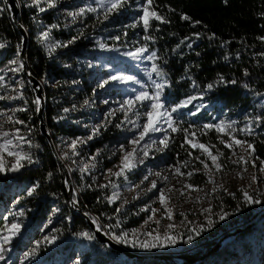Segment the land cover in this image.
<instances>
[{"label": "trees", "instance_id": "trees-1", "mask_svg": "<svg viewBox=\"0 0 264 264\" xmlns=\"http://www.w3.org/2000/svg\"><path fill=\"white\" fill-rule=\"evenodd\" d=\"M137 1L143 6L147 3V0H127L123 6ZM18 3V21L26 29L23 57L27 70L43 82L42 115L55 145L62 138H74L84 133V129L75 122L79 117H84L81 116L83 110L76 108L64 112V109L75 97L77 102L83 98H93L99 89H93L90 81L95 75H101L99 69L102 73L110 72L120 61L109 48H93L94 40L90 35L96 28L89 25L84 27L80 22L66 23L64 15L58 13L55 6L43 1L34 3L32 0H18ZM59 3L65 5L66 1L60 0ZM41 8L44 11H40ZM148 10L155 11L166 22L150 19L146 32L142 20L134 26L127 24L130 12H123L120 8L113 13L110 23H122L126 29L125 36L137 31L140 42L147 45V53L157 54L158 58L153 63L166 73L167 84L161 99L169 111L187 97H197L186 108L172 113L174 126L178 130L174 133L175 141L168 147L171 149L167 148L169 151L163 156L173 158L179 155L185 142L186 133L183 129L198 134L203 142H215L218 132L215 128L204 129L203 126L223 122L237 124L233 134L251 143L254 151L248 149L250 155L264 161V39H261L264 38V0H152ZM182 15L189 19H181ZM89 17L84 18L85 22ZM43 33H48L47 37H43ZM145 35L152 39L144 41ZM118 37L116 43H121L122 34L119 33ZM20 40L21 36L11 21L5 1L0 0V43L4 44L0 48V74L3 77L8 75L10 62L15 54L17 56L18 46L20 50ZM56 44L67 47H55L49 54V46ZM85 59L102 62V66L91 64ZM245 71L248 75L244 74ZM20 74L24 76L22 72ZM138 74L139 77L143 76ZM153 75L162 82L155 73ZM220 76L224 77L225 83L218 82ZM232 80L236 82L231 83ZM208 84H213L211 90L206 89ZM3 87V82H0V92ZM20 99L25 104L23 107L19 105L8 129L9 133H15L18 129V135H27L23 152L31 155L33 163L21 161L23 166L14 172L7 171L11 164L5 163V171L0 173V211L8 199L19 194V200L27 211V219L10 243L4 245L5 250L0 252L4 258L0 259V264H18L13 251L24 239L36 235L39 224L50 210L54 214L52 219L55 220L56 228L53 234L55 239L40 252L46 264H54L57 256L61 257L59 264H64L75 240L81 244L83 264L182 262L176 259L165 261L155 256H126L94 238L85 218L69 202L63 170L54 158L47 139L39 131L36 117L38 105L34 103L37 99L25 76ZM1 104L2 100L0 108ZM191 112H196V115H190ZM256 117L261 118L259 124ZM249 121H252L250 125ZM116 125L113 119L108 125L100 127L94 137L78 145V152L85 156L96 153L97 164L102 168L113 164L116 154L109 152L107 146L120 136ZM246 125L251 127V133L240 131ZM29 141L32 146H29ZM191 176L195 183L205 182L199 173H192ZM71 177L72 199L107 235L115 234L117 222L121 220H124V227L130 228L145 218L143 210L133 211L130 206L117 212V206L108 200L113 189L111 184L105 181L98 184L78 170L72 171ZM100 185L106 187L101 188ZM33 188L32 194L28 195L29 189ZM251 195L255 198L254 192ZM211 207L213 210L236 213V218L230 223L234 221L240 229L228 235L213 250L208 251L215 239L206 242L201 251L196 249L198 252L194 255H201L199 259L185 264H224L228 260H232L233 264H247L249 259L256 261L259 256L264 259V215L246 226L258 213L253 210V204L243 202L240 188L232 192H215ZM126 212L129 213L124 219L123 214ZM4 228V218L0 215V235H4ZM220 228L223 226L208 230L209 235L215 237ZM81 233H88L93 238L89 239Z\"/></svg>", "mask_w": 264, "mask_h": 264}, {"label": "rangeland", "instance_id": "rangeland-1", "mask_svg": "<svg viewBox=\"0 0 264 264\" xmlns=\"http://www.w3.org/2000/svg\"><path fill=\"white\" fill-rule=\"evenodd\" d=\"M34 2V0H32ZM47 4H54L56 11L61 13L65 17L66 23L80 22L86 26H92L96 28L95 32H92L94 40V46L96 50L111 49L120 61L119 65H116L110 72L102 73L99 69V74L90 81L93 89H99V92L93 96V98H83L82 101L77 102L76 97L70 101L67 109L74 111L76 108L83 110L84 114L79 117L77 124L84 129V133L77 135L74 138H62L55 144L56 151L63 163L71 173L74 170L80 171L81 168H85V171L81 172L85 175H89L98 184L105 181L113 186L111 197L113 193L117 194V198L113 200L114 204L119 209H124L125 206H130L131 210H142L146 213L145 218L137 225L126 228L123 226L124 220L117 222V229L114 235L118 236L121 233H127L128 239L132 240L133 230H135V236L138 241H150L152 237L159 235L164 237L165 232L170 236L176 238V243L173 245H167L165 247L158 248H141L132 247L127 243H119L130 251L137 253H177L195 254L205 246L206 242L211 239L217 240V238L225 232L234 229L238 226L231 220L236 218V213H229L226 211L213 210L211 207V201L213 194L223 190V192H232L235 188L246 189L251 195L255 194V198H258L261 203L253 204V210L256 213L264 210V164L257 158L250 155L247 148V142L240 140L236 137L230 129H225L222 133H216L215 142H203L195 133L188 132L189 142H184L183 146L179 150V155L173 158L164 157L163 154L169 151L168 148L175 141V132L168 127L167 123L161 120L158 123V127L164 131L150 132L145 136L144 140H141L139 144L133 145L130 141L139 138V133L142 131V125L147 121V117L144 115L147 110L144 105L150 104V101H144L143 104L137 103L132 111H129L127 118L120 109V103L129 97H133L137 91H148L152 94L154 87L152 80L157 78L152 73L151 80L148 73L152 71L153 61L147 59H133L124 53L135 52L137 48L143 46L138 37L137 31H134L133 35L125 36L126 29L123 28L122 23L112 25L110 21L113 17V12L108 13L107 19H105V10L100 7L97 0H63L66 4H60V0H38ZM96 8L95 12L87 11V8ZM81 8H85V12L82 15H76L75 18L69 15V13H79ZM123 12L129 13V21L127 24L137 25L140 21L143 11V4L135 2L121 7ZM135 11V13H133ZM90 16L88 21L85 22V17ZM121 33V43H116L118 34ZM114 43H109V42ZM100 44H104L105 47L101 48ZM149 53L144 52L141 54L143 57H147ZM16 60V64L10 63L9 72L7 76L0 74V82H3L4 89L0 92V100H2L0 108V132H8L9 127L12 125V121L17 112L19 105L25 104L24 100L20 99V95L24 86V76L20 74V61L16 54L12 57V60ZM91 64L94 61L85 59ZM98 66H102V62L95 63ZM128 64V65H127ZM105 66V65H104ZM135 70H134V69ZM12 69H19L18 71H12ZM147 69V72L145 71ZM137 72V73H136ZM138 73L143 76L139 77ZM121 74L125 76H133L140 81L138 84L132 82L121 83L119 81H109L104 87L99 85L107 80L110 75ZM78 84V81H75ZM43 84V82H42ZM143 85V88H141ZM88 104H85V101ZM108 103H105V101ZM165 105V104H164ZM165 108L166 105H165ZM168 109V108H167ZM169 110V109H168ZM135 113H139L137 116ZM11 117V120H9ZM84 118V119H83ZM116 120V124L121 126L117 128L120 136L117 137V141L112 142L107 146L108 151L116 154V160L113 164L102 168L97 164V158L95 154L92 156H85L78 152V145L84 143L89 137H94V129H99L108 125L110 122ZM69 120H75L69 118ZM123 121V123H121ZM131 121V122H129ZM233 128H237V124L232 123ZM9 128V129H8ZM240 129V128H239ZM14 133V132H13ZM13 133H9L8 137L0 138V143L4 139L12 140V147L9 150L23 151V145L27 141V135H19L24 137L23 141H20L13 136ZM235 139L243 141L241 145L233 144L232 147H225V144L231 143L230 135ZM167 136V140H165ZM165 140L167 147L164 143ZM182 140V138H181ZM185 140V139H184ZM223 140L225 143H221ZM77 141L75 147H72V142ZM155 141V142H154ZM192 143L203 144L208 147V152L211 155H217L218 152L222 155H218L216 163L221 165V168H217L213 165L208 153L204 152L200 148L192 147ZM137 151L130 159L129 163L135 166L130 169H125L123 175L117 176L114 173L120 172L122 167V157L127 152H132L133 148ZM168 148V149H167ZM147 152L145 156L144 153ZM191 153V155H189ZM5 163L12 164L14 157L8 156L7 152L3 153ZM203 161V163H202ZM207 165V167H205ZM177 169L179 171H177ZM199 173L203 176L205 182L202 184L192 181V176L188 173ZM159 174V175H157ZM148 177L146 180L145 177ZM252 177H255L253 181ZM155 182L156 187L153 188L152 184ZM191 187H186V186ZM215 189V191H213ZM163 193L165 197V204L160 202V194ZM258 193V195H257ZM19 194L11 197L7 200L4 207L0 211V215L4 218V224L10 225L12 223H19L23 226V222L27 219V211L22 202L19 200ZM153 209L156 211L153 212ZM210 209V211H205ZM23 211V216H17L15 213ZM171 213V219L168 218V213ZM237 212V211H236ZM129 212L123 214V218L128 216ZM226 214L224 219H220V214ZM53 212L50 210L49 215L45 218L37 228L36 235L28 239H24L21 244L13 251V256L18 264H46L41 257V250L47 245V243H41L37 246V241H44L45 236L52 237L56 228L55 220L53 221ZM130 215V214H129ZM151 217V219H149ZM209 220L212 221L209 226ZM157 221L159 223H157ZM238 222V221H237ZM47 225V227H45ZM172 225V228H169ZM220 232L212 237L209 235L208 230L219 227ZM20 227V228H21ZM197 227H203L205 230L201 231L199 235L195 232L194 239L190 243H186L187 234L190 229ZM155 230V231H154ZM105 233V231L102 229ZM145 233H151V236L145 235ZM7 233L5 232L4 235ZM113 235V236H114ZM110 236V235H109ZM112 237V236H110ZM77 241V242H76ZM224 241L222 239L220 243ZM117 242V241H115ZM167 244V241H164ZM118 243V242H117ZM36 249L35 254L25 259V253ZM198 248V249H197ZM196 249L198 251H196ZM264 250V245L262 247ZM81 244L79 240H75L71 245V252L67 257L64 264H76L78 260L80 264H83V254L81 253ZM176 260L184 261L180 257H174ZM168 261H171L168 259ZM61 257L57 256L54 260V264H59ZM264 264L262 256L258 257V260L254 261L249 259L247 264ZM106 264H110L107 262ZM224 264H233L232 260L225 261Z\"/></svg>", "mask_w": 264, "mask_h": 264}, {"label": "snow or ice", "instance_id": "snow-or-ice-1", "mask_svg": "<svg viewBox=\"0 0 264 264\" xmlns=\"http://www.w3.org/2000/svg\"><path fill=\"white\" fill-rule=\"evenodd\" d=\"M38 0H34V3H37ZM97 3L100 5L101 8H103L105 10V19H107V15L108 13H111L113 11H118L125 3H127V0H97ZM152 4V0H147V3L143 6V11H144V15L141 16V20L143 21V26H144V30L147 32L148 27H149V22L150 19H156V20H160L161 22H166L163 20V18L161 16H159L155 11L149 12V5ZM50 6H54V4H50ZM40 11H44L43 8L40 9ZM87 11H91V12H95L96 8H92L89 7L87 8ZM85 12V8H81L79 13H69V15L73 16V18H75L76 15H82ZM181 19L183 20H188L189 17L186 15H182ZM134 26V25H133ZM52 27H55V25H53ZM43 37H47L48 33H43L42 34ZM116 39H119V37H116ZM144 41H149L152 39L151 36L149 35H145L143 37ZM264 39V38H261ZM73 41H69V43H72ZM183 43V41H182ZM4 44L0 43V48H3ZM55 47H67V45H60V44H56V45H51L49 46V54H51V51L54 50ZM101 48H104L105 45L104 44H100ZM189 47H191V45H189ZM147 51V45H143L139 48L136 49L135 52H127L124 53V55H127L129 57H132L133 59H147L150 61H153L155 59H157V54L155 52L150 53L147 57H143L141 56L142 53ZM19 55V46L17 48V56ZM10 63L12 64H16L17 61L13 60ZM92 65H89V67H91ZM20 68H23V64L20 65ZM19 69H12V71H18ZM147 72V69L145 70ZM152 73H155V75L160 79V81L162 82H157L156 80H152V85L154 87V91L152 94H149L148 91H137L136 89H133V91L135 92V95L133 97H129L124 99L121 103H120V109L121 111L124 112L125 117L127 118V114L129 111H132L134 109V107L137 105V103L143 104L144 101H150V104L144 105L146 107V111L144 113V115L147 117V121L142 125V131H140L139 133V138L138 139H134L132 141H130L133 145H137L139 144V142L141 140H144L145 136H147L150 132H157V131H164L162 128L158 127V123L163 120L164 122L167 123L168 127L171 128V130L173 132H176L178 130V127L174 126V120L172 117V113H178V111L180 109L186 108L193 100L197 99L196 96H189L186 99L182 100L181 102L175 104V106L171 107V110L169 111L167 108H165L164 102L162 101L161 97H162V93H163V89L167 84V81L165 79L166 73L158 67L157 64L153 63L152 64V71L148 73L149 79L151 80L152 78ZM245 75H248L247 71H245L244 73ZM190 78V77H189ZM109 81H119L121 83H128V82H132L133 84H138L140 83L139 80H137L135 77L133 76H125V75H121V74H115V75H110L109 78L107 80H104L103 83H101L99 86L100 87H104V85L108 84ZM219 83H225L224 77L220 76ZM231 83H235V80L230 81ZM193 86L195 87V82L193 81ZM245 87H248L247 84H245ZM141 88H143V85H141ZM213 88V84H208L206 86L207 90H211ZM34 103H36L37 105H39L40 101L39 99H37L36 101H34ZM105 103H108V101L106 100ZM85 104H88V101H85ZM21 111L23 109H20ZM69 109H64V112H68ZM197 111H199V107H197ZM137 116H139V113H135ZM190 115L195 116L196 112H191ZM9 120H11V117H9ZM257 124L260 123L261 118L260 117H256L255 118ZM131 122V121H129ZM16 123H23V121H16ZM123 123V121L121 122ZM252 123V121H249V125ZM118 128L121 126L120 124L116 125ZM204 129H212L215 128V130L218 133H222L225 131V129H230L232 132H235L236 129L233 128V124L232 123H228L225 124L223 122L219 123V124H205L203 126ZM183 131L186 133L185 135V142H191L189 141V136H188V130L187 129H183ZM241 132H247V133H251L252 129L250 126L246 125L244 128L240 129ZM94 134L98 132V129H94L93 130ZM19 130L17 129L15 133H13V136H15L16 139L23 141L24 137L19 136L18 135ZM192 135L194 136L195 133H192ZM230 135V139H231V143L225 144V147H232L233 144L235 145H241L242 143H245L243 141L237 140L235 139V137ZM9 133L8 132H0V138H5L8 137ZM92 137L90 136L89 139H91ZM165 140H167V136H165ZM165 140H162L161 143H164V146L167 147V143H165ZM155 142V141H154ZM29 146H32L30 141L28 142ZM77 141H73L72 142V147L74 148L76 145ZM221 143H225L223 140H221ZM183 146V145H182ZM12 147V140L11 139H4L2 143H0V173L5 171L6 168V164H5V158L3 153L7 152L8 156L14 157V162L11 164L10 167L7 168V171H18L20 167H22V163L21 161H27L29 164L33 163L32 157L31 155L24 153L23 151H15V150H9ZM192 147L194 148H200L202 149L204 152L208 153V155L210 156L211 160L213 161V165L217 168V170H219L221 168V165L217 164V158L218 155H222V153H219L217 155H211L210 152H208V147L203 145V144H197V143H192ZM247 148L248 149H252L254 151L253 145L251 143L247 144ZM137 151V149L134 147L132 152H127L125 153V155L122 157V167L120 172L114 173V175L120 176L123 175L124 170L130 169L132 167H134V164L129 163L130 159L133 157L134 153ZM144 155H147V152L144 153ZM189 155H191V153H189ZM203 163V161H202ZM262 164H264V161H262ZM205 167H207V165H205ZM81 172L85 171V168H81L80 169ZM177 171H179L177 169ZM261 171H264V168H261ZM159 175V174H157ZM189 176L192 175V173H188ZM49 177H51V173H49ZM148 177L146 176L144 179L146 180ZM253 181H255V177H252ZM101 188L106 187V185H100ZM152 187L155 188L156 184L155 182H153ZM186 187H191L186 186ZM34 191L33 189H29L28 191V195H31L32 192ZM215 191V189L213 190ZM241 192L243 193V202L246 204H259L261 203V201L258 198H254L252 195L249 194V192L246 189H241ZM258 195V193H257ZM117 198V194L113 193L112 197H109V203L113 202V200ZM160 202L161 204H165V197L164 194L161 193L160 194ZM73 204L76 203L75 200L72 201ZM121 209L117 208L116 211L119 212ZM143 210V209H142ZM156 210L153 209V212H155ZM205 211H210V209H206ZM15 215L17 216H23L24 213L23 211H20L18 213H15ZM226 216V214H220V219H224ZM168 218L171 219V213H168ZM149 219H151V217H149ZM95 222V221H94ZM157 223H159L157 221ZM212 221L209 220V226H211ZM20 224L19 223H12L10 225H5L4 228V232H6V235H0V252H3L4 249V245L10 243L11 238L13 236H15L19 230H20ZM47 227V225L45 226ZM172 225H169V228H172ZM99 231V228L97 229ZM205 230L203 227H197L194 229H190L188 234H187V240L185 241L186 243H190L195 237L192 234L193 232L196 233V235H199V233L201 231ZM155 231V230H154ZM80 235L83 236H87L89 239H92L93 237L90 236L88 233H81ZM133 238L132 240L128 239V234L127 233H121L120 235L116 236H112L111 238L115 241H117L118 243H127L130 244L132 247H141V248H162L165 247L167 245H173L176 243V238L173 236H170L167 232H165L164 237L161 238L159 235L152 237V239L150 241H138L136 239L135 236V230H133ZM145 235L147 236H151V233H145ZM55 239V236L52 237H48L45 236L44 241H37V246H39L41 243H51L53 240ZM167 241V244L164 242ZM36 249H32L31 251L25 253V259L33 256L35 254ZM4 257L2 255H0V259H3ZM76 264H80V262L77 260Z\"/></svg>", "mask_w": 264, "mask_h": 264}, {"label": "water", "instance_id": "water-1", "mask_svg": "<svg viewBox=\"0 0 264 264\" xmlns=\"http://www.w3.org/2000/svg\"><path fill=\"white\" fill-rule=\"evenodd\" d=\"M5 4L10 12V17H11V21L13 22L14 26L16 27L18 33L21 36V46H20V50H19V55L17 56L20 64H23V68L21 69V72L23 73V75L26 77V79L28 80L31 88L34 91V95L36 97V99H39L40 103L36 109V117L38 119V126H39V131L45 136V138L47 139V142L50 146L51 152L54 155V158L56 159V161L60 164L63 173H64V180L67 184V188H66V192H67V196L69 199V202L71 204V206L73 208H75L78 212L81 213V215L85 218L86 223L88 224V226L90 227V229L93 232L94 238L99 241V242H104L106 243L107 246L111 247L112 249L118 250L120 252H122L123 254H125L126 256H140V257H149V256H155V257H159V259L168 261V259H170L171 261L174 259V257H180V259H184V261L180 262L179 264H185L188 262H192L195 261L197 259H199V257L201 255H194L192 253H185V254H177V253H156V254H149V253H137L134 251H130L127 248H125L124 246L120 245L119 243L115 242V240H113L109 235H107L106 233H104L102 231L101 228L97 227L96 223L94 222L93 219H91L85 212H83L81 210V207L78 206L77 203L73 204L72 201V193H73V188H72V177H71V173L67 170V167L65 166V164L63 163L62 159L60 158V156L58 155L55 145L51 139L50 133L47 132L46 130V126H45V121L42 115V109H43V105H44V95L42 93V81L38 78H36L35 76H33L28 70H27V66H26V61L25 58L23 57L24 55V51H25V42H26V29L20 24V22L18 21V15L20 12V8H19V3L18 0H4ZM264 215V210H262L261 212H259L257 214V216L249 223L246 224V226H249L252 223H255L256 221H258L262 216ZM99 228V231L97 230ZM240 229L239 227H236L232 230L227 231L226 233L220 235L217 240L211 245V247L208 249V251L215 249L218 244L220 243V241L222 239H225L228 235L233 234L235 230ZM174 262V261H173Z\"/></svg>", "mask_w": 264, "mask_h": 264}, {"label": "bare ground", "instance_id": "bare-ground-1", "mask_svg": "<svg viewBox=\"0 0 264 264\" xmlns=\"http://www.w3.org/2000/svg\"><path fill=\"white\" fill-rule=\"evenodd\" d=\"M68 170V169H67Z\"/></svg>", "mask_w": 264, "mask_h": 264}]
</instances>
